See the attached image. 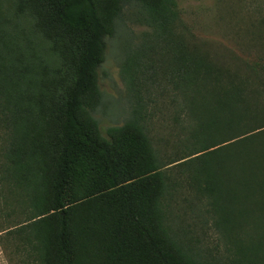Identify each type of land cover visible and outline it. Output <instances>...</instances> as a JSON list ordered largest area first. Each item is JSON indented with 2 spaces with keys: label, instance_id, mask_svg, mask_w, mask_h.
I'll list each match as a JSON object with an SVG mask.
<instances>
[{
  "label": "trees",
  "instance_id": "obj_1",
  "mask_svg": "<svg viewBox=\"0 0 264 264\" xmlns=\"http://www.w3.org/2000/svg\"><path fill=\"white\" fill-rule=\"evenodd\" d=\"M176 0H0V246L9 264H219L166 225L189 196L229 245L264 264V54L231 70L191 46L170 57L186 155L163 161L128 120L91 112L124 6L174 36ZM200 208V207H199Z\"/></svg>",
  "mask_w": 264,
  "mask_h": 264
},
{
  "label": "rangeland",
  "instance_id": "obj_2",
  "mask_svg": "<svg viewBox=\"0 0 264 264\" xmlns=\"http://www.w3.org/2000/svg\"><path fill=\"white\" fill-rule=\"evenodd\" d=\"M175 12L174 36L159 39L135 6H124L106 39L97 69L100 98L91 111L102 137L106 129L135 120L165 162L188 152L179 144L187 120L168 64L175 43L231 70L250 66L264 54V0H176ZM165 215L169 231L193 255L228 263L229 245L191 197L172 200ZM4 253L0 246V264H9Z\"/></svg>",
  "mask_w": 264,
  "mask_h": 264
}]
</instances>
